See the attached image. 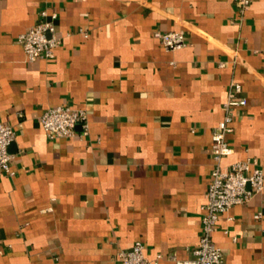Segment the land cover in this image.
I'll use <instances>...</instances> for the list:
<instances>
[{"label":"crops","instance_id":"obj_1","mask_svg":"<svg viewBox=\"0 0 264 264\" xmlns=\"http://www.w3.org/2000/svg\"><path fill=\"white\" fill-rule=\"evenodd\" d=\"M44 7L61 42L30 62L17 37ZM178 30L185 46L165 50L158 33ZM231 80L247 104L221 164L264 170V0L242 14L234 0H0V122L15 132L0 264H117L137 240L189 258ZM56 105L84 110L88 133L49 139L39 118ZM212 240L225 264H264V190L219 215Z\"/></svg>","mask_w":264,"mask_h":264},{"label":"built area","instance_id":"obj_2","mask_svg":"<svg viewBox=\"0 0 264 264\" xmlns=\"http://www.w3.org/2000/svg\"><path fill=\"white\" fill-rule=\"evenodd\" d=\"M237 11L242 14L251 5L252 0H234ZM56 12L42 8L38 12L37 21L18 35L28 61L38 58L52 59L54 49L61 39L56 35ZM78 33L87 35V31L79 28ZM160 44L165 50L173 51L185 46V32L165 31L158 33ZM247 99L242 94V86L231 80L227 88L226 100L222 105L224 116L221 124L211 128V155L213 168L206 192V201L201 205V232L197 244L191 249V256L178 258L174 253L163 255L156 253L153 257L146 254V245L141 240L135 241L129 248H120L115 254L117 264H159L166 259L171 264H225L221 249L212 240L219 215L229 211L235 204L246 203L254 194L264 190V170L255 159L246 158L223 166L221 160L233 150L227 135L233 131L234 110L246 106ZM39 122L49 139L70 138L76 135V126H81V135L88 133L86 112L68 105H56L46 108ZM15 138L12 126L0 122V176H13L11 167L12 154L8 147ZM256 220L261 213L254 215Z\"/></svg>","mask_w":264,"mask_h":264}]
</instances>
